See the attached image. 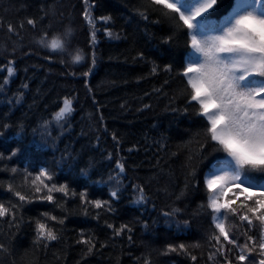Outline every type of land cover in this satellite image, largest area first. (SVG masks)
I'll use <instances>...</instances> for the list:
<instances>
[{
  "label": "snow or ice",
  "instance_id": "obj_1",
  "mask_svg": "<svg viewBox=\"0 0 264 264\" xmlns=\"http://www.w3.org/2000/svg\"><path fill=\"white\" fill-rule=\"evenodd\" d=\"M81 4L80 17L88 27V50L76 40L75 22L71 18L63 19L64 12H58L54 5L42 3L38 15L25 16L16 23L0 17V30L7 32V40L0 42V49L5 53L0 57V94L12 91L10 85L18 70L17 53L21 58H27L40 56L44 51L46 63L58 62L68 68L82 69L68 75L83 78L90 99L99 111L88 79L97 63V22L104 25L103 34L107 38L118 39L119 36L108 26L112 20L110 15H93L95 0H81ZM137 12L145 21L152 15L156 18L154 23L167 25L165 43L183 38V54L179 60L172 58L162 66L149 61V75L161 72L166 75L161 85L151 92L166 97L169 110L190 114L196 124L188 139L176 145V151L168 148L166 136L156 141L157 151L168 148L169 159L184 155L183 183L177 184L170 166L165 170L160 156H156V164L152 165L155 171L148 179L131 181L127 172L129 168L135 171L136 166L129 165L127 159L119 155L121 141L115 132H112L115 157L111 151L105 157L113 164L108 182L115 184L110 188L108 200L89 199L87 186L77 193L67 182H54L56 173L46 166V162L35 161L33 168L38 166V170L34 171L27 167L20 170L15 165L8 167L5 161L27 151L23 144L11 147L7 155L0 152V173L9 174L7 179H0V188L6 189L4 196L7 197L0 198V222L8 227L6 239L0 241V264H16L14 237L24 223L20 213L25 205L41 201L52 206V210L39 212L28 220L31 248H25L21 253V264H39L37 254L40 251L46 254L48 248L66 239V217L63 213L55 214L56 209L63 208L60 201L69 196L78 197L85 214L90 207L97 210L98 219L100 211H114L112 203L118 202L129 187L132 203L148 204L152 193L147 185L153 180L159 182L161 176L166 183L160 185L157 192L172 197L174 202L187 199L189 191L202 192L195 211L209 220V230L203 236L208 264H264V0H147ZM57 16L61 19L57 20ZM26 26L32 32L27 43L24 39ZM137 56L144 59L142 52H137ZM23 70L27 73L28 68ZM173 78L179 80V85L169 96L166 89ZM29 88L28 79H22L8 98L9 105L22 104ZM39 91L37 88V93ZM77 100L75 91L58 98L55 110L38 123L42 141L38 147H46L49 141L55 145L72 130ZM47 107L45 105V110ZM149 107L150 104L142 105V109ZM103 119L101 115L98 123L103 131H107ZM10 127V123L0 121V137ZM16 128L17 136L22 138L26 128L24 120L17 121ZM37 128H32L33 135ZM96 140L98 143L99 136ZM134 148L136 145L127 151L131 153ZM76 160L77 157L66 148L56 167L68 161L74 164ZM81 173L87 175V169L82 168ZM126 180H129L128 184H125ZM181 212L182 209L172 207L162 215L170 218ZM105 225L111 230L109 239L132 241L133 227L128 223L116 225L105 221ZM77 235L73 245L82 247L76 264H87L86 258L97 250V245L99 248L107 246V241L86 234L84 229L78 230ZM196 251L200 252L199 257ZM164 253L184 255L192 264H197L205 255L199 241L166 244ZM53 255L60 259L55 253ZM142 259L143 264H151L149 256L144 255Z\"/></svg>",
  "mask_w": 264,
  "mask_h": 264
},
{
  "label": "trees",
  "instance_id": "obj_2",
  "mask_svg": "<svg viewBox=\"0 0 264 264\" xmlns=\"http://www.w3.org/2000/svg\"><path fill=\"white\" fill-rule=\"evenodd\" d=\"M42 3L54 5L56 10L64 12L63 19L71 18L76 25V40L81 47L88 50V27L80 17L82 9L81 0H0V17H4L13 23L25 16L38 15V9ZM147 0H95L93 15H110L112 20L108 26L112 28L118 39H109L103 34L104 25L97 22L98 45L95 49L97 63L93 72L88 77L89 86L93 90L99 105H93L90 94L87 92L83 78L71 77L69 72H81L79 67L68 68L58 62L51 64L43 60V55H32L21 58L17 53V73L11 82V90L0 94V121L12 125L0 137V152L10 151L11 147L23 144L26 152L18 153L11 161H5L8 167L15 165L23 170H38L33 168L35 161L46 162V166L56 173L54 182H67L70 189L78 193L81 188L87 186L89 199H109L110 188L115 184L108 182V176L113 164L105 157L109 151L115 157L112 132L120 138L119 155L127 159L129 165H135V171L128 169L127 175L133 182L148 179L155 169L156 156L161 157L165 170L171 167L175 173L177 184L183 183V169L181 167L184 155L178 158H168V148L176 151V145L188 139L195 131L196 124L190 114L173 112L169 110L168 99L158 93H152L154 87H159L166 75L161 72L157 75H149L151 64L155 61L159 65L168 63L172 58L177 60L183 54V38L173 43H165L164 37L168 34L167 25L164 22L154 23L156 19L150 15L149 20H143L137 9L146 4ZM57 20L61 17L57 16ZM32 32L26 26L24 39L27 43ZM7 40L6 30H0V42ZM137 52L144 54L141 60ZM5 53L0 49V57ZM67 59V57H65ZM27 67V73L24 68ZM22 79H28L30 88L26 90L23 102L20 105L10 106L8 98L21 83ZM179 85V80L173 78L166 89L169 96L173 89ZM39 88V93H37ZM78 94L76 112L72 120L73 128L66 132L62 138L53 145L51 141L46 147H38L41 144L40 131L37 128L42 118H47L55 110V104L59 97ZM149 92V96L144 93ZM13 104L15 102L13 101ZM143 104H150L147 109H142ZM47 105V110H45ZM138 109H141L138 111ZM103 116V131L98 123ZM24 120L26 124L23 137L17 136L16 123ZM32 128H37L35 135ZM56 133L53 132L55 137ZM97 136L99 142L97 143ZM161 136H166L168 148L157 151L156 143ZM136 145L129 153L127 150ZM67 150L75 157L76 162L62 163L56 167L62 153ZM103 153V155H102ZM167 161V163H164ZM91 163V167L89 164ZM114 163V160H113ZM71 164V167L69 165ZM87 169V175L81 173V169ZM8 173H0V179H7ZM129 180L125 181L128 184ZM166 183L163 176L159 182L153 180L148 185V191L152 193V199L148 204L141 206L132 203V190L129 187L121 195L118 202L112 203L113 212L100 211L96 218V211L88 208V214L80 205L78 197L69 196L60 201L62 209H56L55 214L65 215V241L40 251L37 255L39 264H76L80 259L82 246L73 245L78 238V230L84 229L85 233H91L100 241H107L105 248H99L86 258L87 264H143L142 256L150 257L151 264H192L190 259L176 253H164L166 244H192L199 241L204 249V257L198 259L197 264H208L207 246L204 245L203 236L209 230V220L206 216L199 215L195 209L200 202L201 191H189L187 199L174 202L170 196L158 194L160 185ZM6 189L0 188V198L4 196ZM59 195V194H57ZM153 205L155 207H153ZM172 207L182 209V212L166 218L162 215L170 211ZM52 210L47 202L34 201L21 209L24 223L15 234L17 250L15 253L16 264H21V253L25 248H31L32 234L28 226L29 217L36 216L39 212ZM188 220V224L183 221ZM105 221L119 225L128 223L133 227L132 241L126 238L115 241L109 239L111 230L106 228ZM15 231V230H14ZM242 231V229H241ZM8 232L6 223L0 222V241L6 239ZM60 257L55 259L53 254ZM66 254V255H65ZM195 254L199 257L200 252Z\"/></svg>",
  "mask_w": 264,
  "mask_h": 264
}]
</instances>
